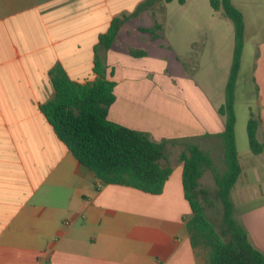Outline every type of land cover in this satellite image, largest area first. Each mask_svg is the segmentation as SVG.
I'll list each match as a JSON object with an SVG mask.
<instances>
[{"label": "crops", "instance_id": "1", "mask_svg": "<svg viewBox=\"0 0 264 264\" xmlns=\"http://www.w3.org/2000/svg\"><path fill=\"white\" fill-rule=\"evenodd\" d=\"M144 1L0 0V264H206L186 226L192 210L184 194L182 145H175L183 149L171 160L174 146L169 148L164 164L173 173L161 194L103 184L41 111L55 95L51 70L60 65L74 81L95 80L100 36L113 19L132 14ZM210 1L157 3L127 21L113 46L101 47L99 55L115 83L112 122L155 141L191 139L214 163L211 148L220 141L224 147L225 117L219 109L226 101L236 33L232 20ZM233 3L246 27L239 83L251 29L263 23L264 0ZM181 22L184 28L175 34ZM157 24L155 37L143 31H155ZM251 46L257 50L256 98L247 103L241 125L248 131L252 117L260 120L257 138L263 142L264 40L254 39ZM185 60L223 67L219 87L208 79L204 85L192 80ZM237 91L238 86L242 173L232 198L238 221L264 252V153L254 154L250 144L239 150Z\"/></svg>", "mask_w": 264, "mask_h": 264}, {"label": "trees", "instance_id": "2", "mask_svg": "<svg viewBox=\"0 0 264 264\" xmlns=\"http://www.w3.org/2000/svg\"><path fill=\"white\" fill-rule=\"evenodd\" d=\"M172 0H145L132 14L113 19L107 33L99 38L96 47L93 81L77 82L60 65L51 70L55 95L41 105V111L57 136L69 147L75 157L88 167L103 184L132 187L150 194H161L173 173L171 165L164 164L171 146L182 145L179 160L183 165V187L192 217L186 222L195 251L204 253L206 264H264V252L254 246L245 227L237 219L232 191L242 173L236 140V90L246 43L245 19L233 0H211L215 11L222 12L235 26L236 46L233 64L226 87V101L219 113L225 117L222 135L225 148L223 172L217 171L209 152L193 140L166 139L155 141L145 132L136 131L112 122L108 115L115 102V83L107 78L106 65L99 55L101 47L109 49L117 40L121 27L131 18L160 2ZM183 1V0H181ZM143 30L156 36L161 29ZM260 120L251 118L247 132L252 152L264 153V139L257 131ZM206 170L215 176L217 189L214 198L220 204V218L214 220L208 213L211 192L204 189L201 180Z\"/></svg>", "mask_w": 264, "mask_h": 264}, {"label": "rangeland", "instance_id": "3", "mask_svg": "<svg viewBox=\"0 0 264 264\" xmlns=\"http://www.w3.org/2000/svg\"><path fill=\"white\" fill-rule=\"evenodd\" d=\"M256 5L257 4L253 5L252 7H255ZM262 6L260 9L264 10V5ZM260 15H262L263 17L262 20L264 23V12ZM263 23H262V26L258 25L256 27H252L251 29L253 34L250 37V41H249L250 45L248 44L245 49L242 77L240 79V82L238 83V91H237L238 102H239L238 112H239L240 126H242L241 128L239 126V150L241 153L245 149L249 148L247 131L246 129H243V125H241V123L243 124V121L245 120V114L247 113V110H246L247 103L255 101V98H256L255 97L256 87H254V84L252 82V74L254 70V65L256 63V56H257L256 51L257 50L254 49L255 46L252 48L251 42L254 39L258 40L259 42H262L264 40ZM175 26L178 27V30L174 29L173 31L175 34L176 33L179 34V30L184 28L182 22L179 25H175ZM175 26L173 28H175ZM254 32H257V33L255 34ZM259 32H263V34H259ZM211 54H212L211 51H208V56H210ZM185 64L187 65V71H188L189 76L192 78V80L197 81L199 83L202 82L203 85L205 84V81L208 79L210 81H214L215 85L218 84L217 87H219V85L221 84V78H223V76L225 75L224 73L225 69L223 67H220V66L215 67L212 65L211 62H208V61H203L201 63L202 67L194 66L195 63H193L192 61L189 62L187 60H185ZM254 107H255L254 110L256 111L257 107L256 106ZM214 142L210 143V147H212L214 144L216 145V140ZM217 143H218L217 146H213V148H211V150L213 151L211 152L215 159L214 167H216V169H218L219 172H223L226 168V165L224 163V157H223V153H225V148L221 146V141ZM172 148L173 149H171L169 152L170 160L171 158H174L176 156V153L179 152V150L183 149V147L181 146H178V147L174 146ZM201 184L204 189H208L211 192L210 199L211 201L214 202L215 205L209 204L208 213L214 220L217 221V219L220 218V204L214 198V193L217 189V186L215 182L214 173L211 170L205 171L204 176L201 180Z\"/></svg>", "mask_w": 264, "mask_h": 264}]
</instances>
